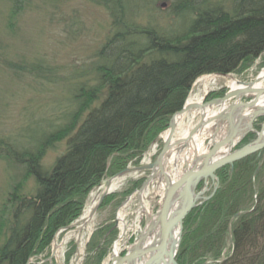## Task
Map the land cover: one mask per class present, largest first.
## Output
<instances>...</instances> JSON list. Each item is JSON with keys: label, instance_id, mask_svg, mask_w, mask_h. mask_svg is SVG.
Here are the masks:
<instances>
[{"label": "trees", "instance_id": "1", "mask_svg": "<svg viewBox=\"0 0 264 264\" xmlns=\"http://www.w3.org/2000/svg\"><path fill=\"white\" fill-rule=\"evenodd\" d=\"M9 1L12 25L26 0ZM90 1L107 11L110 26L87 69L66 78L32 68L34 78L67 90L66 104L0 138V160L35 184L34 194L24 196L18 183L7 196L0 264H26L43 253L55 232L80 216L104 177L136 163L167 129L198 78L233 74L264 54V0H173L165 9L157 6L165 0ZM59 146L60 155L45 165L46 154ZM216 176L215 193L183 222L197 223L192 256L211 252L209 264H264V158L252 155ZM259 179L256 205L246 210L252 181ZM228 224L232 246L223 256ZM106 234L94 264L103 260L113 231Z\"/></svg>", "mask_w": 264, "mask_h": 264}, {"label": "rangeland", "instance_id": "2", "mask_svg": "<svg viewBox=\"0 0 264 264\" xmlns=\"http://www.w3.org/2000/svg\"><path fill=\"white\" fill-rule=\"evenodd\" d=\"M168 1L173 0L161 1L157 6L160 8L167 6ZM10 4L9 0H0V138H7L28 127L30 120L48 117L58 103L66 104V99L69 97L67 90L47 85L44 81L34 78L32 68L35 69L39 66L52 68L59 77H76L77 73L80 74V70L87 69L92 55L96 49L103 45L109 34L110 26L107 11L90 0H26V7L12 25L8 20ZM263 68L264 56L260 60L256 59L250 64L243 65L227 78L213 79L214 82L211 79L198 81L192 87L187 100L204 97L210 99L213 95L222 93V90H218L220 86L228 87L230 81H252ZM41 82L45 83L44 86L41 85ZM205 85H208V88ZM205 88L206 90H204ZM205 98L204 100H206ZM204 100L203 102H205ZM181 118L184 128V125H188L193 119L189 114L181 116ZM168 127L159 134L158 138H161L159 144H155V141L149 144L141 156V161L135 163L132 160L127 163L125 170L137 167L149 168L159 154L162 138L169 129ZM201 141H203L202 138ZM205 146L203 145L204 148ZM62 149L63 147L59 146L57 150L49 151L43 163L51 165L60 155ZM177 168L184 171L185 166L180 164ZM173 169V165L168 168L169 171H173ZM150 172L146 169L136 174H127L126 180H129V183H124L125 181L120 183L122 179H119L117 174H107L101 184L89 193L79 218L68 225L70 228L60 231L58 229L54 234L55 237L53 235L54 238L52 237L53 239L50 241L51 247L45 249L43 253L32 255L26 264H62L63 260L64 264H72L74 258L76 260L79 257L81 259L79 264H94L97 257L96 252L99 246L106 241L107 230L111 229L113 235L108 238L109 242L105 244L106 246H103L105 255L100 263L105 264L111 257L112 245L119 234L115 223L117 213L124 214V223L127 226L134 222L135 217H141L136 232L132 234L129 232L125 235L119 246H122L127 237L133 235L129 242L131 244L132 240L140 234V230L144 228L146 213L138 211V200L135 198L123 209L120 204L139 188L138 185L150 175ZM113 177L115 179L112 185L116 188L102 202L100 201L101 204L95 210V214L82 222L87 208L93 204L94 199L98 202L107 182ZM30 179H21L20 169L16 170L12 165L0 160V223H4L3 221L7 219L4 214L7 211L6 199L11 192V187L19 182L23 187V195L29 196L35 188L34 182ZM260 182V179L252 181L253 194L247 202L248 205L244 207L246 210L248 208L252 210L256 205L257 199L254 193ZM100 186L101 188H99ZM202 187L203 184L199 185L197 191H200ZM205 190L202 195L204 198L212 192L209 182ZM146 191L147 197L144 198V202L147 213L151 216L158 209L157 198L154 196L155 181L149 185ZM204 203L197 208H201ZM196 225L195 219L191 218L183 226L177 255L178 264H209L214 261L211 252L202 254L196 251L192 256ZM230 233L231 228L228 224L220 252L224 254L223 256L231 252ZM180 251L183 252L181 256H179ZM61 252L63 253L62 260L57 258L62 254ZM52 254L55 258L46 262L47 258L50 256L52 258Z\"/></svg>", "mask_w": 264, "mask_h": 264}, {"label": "water", "instance_id": "3", "mask_svg": "<svg viewBox=\"0 0 264 264\" xmlns=\"http://www.w3.org/2000/svg\"><path fill=\"white\" fill-rule=\"evenodd\" d=\"M256 79L260 81L259 76ZM244 86L243 90L235 92L231 90L219 100L210 101L203 105L188 106L177 113V115H186L192 110L199 111L208 106L220 107L221 104H227L232 101L227 104V107L217 111L204 126L200 121V117L196 128L189 135L190 139L195 133L202 130L206 131L209 136L208 151L192 162L193 164L190 167H186L183 176L176 181L172 180L171 177H166V175L158 178V181L162 183L161 185L158 183V185L160 189L162 188L163 194L159 197L160 206L155 216L159 235L154 245L144 252L137 254L128 253L122 258L113 259L109 264H134L136 259L144 260V264H162L164 259H166L168 264H178L177 252L182 234V222L199 205L198 201L206 200L201 196L205 191L207 181L214 185L215 190L217 183L215 174L218 171L232 168L243 159L254 154L262 153L264 156V87L256 88L249 83ZM247 97H251L250 100L242 103L241 101ZM175 116L172 117L169 125V138H172L174 132L172 121ZM261 119L263 122L260 125V129L256 130L254 124ZM210 132L211 134L209 135ZM249 134H251L249 141L242 147L233 150ZM227 148L229 151L224 153ZM166 149L167 145L164 142L156 161L149 168L125 170L117 176L130 173L131 171L151 170L150 176L140 188L141 192L151 182L154 175L153 167L165 154ZM201 182H203L204 189L197 191V187ZM181 198L186 199V203L183 207L179 206L178 209H175L176 201Z\"/></svg>", "mask_w": 264, "mask_h": 264}, {"label": "bare ground", "instance_id": "4", "mask_svg": "<svg viewBox=\"0 0 264 264\" xmlns=\"http://www.w3.org/2000/svg\"><path fill=\"white\" fill-rule=\"evenodd\" d=\"M259 77H260V81L257 79L256 80L254 79L253 81H250L249 84H253V86H255L256 88L260 87L262 80L264 78V71H262ZM244 85L245 84L243 83L230 81L228 84V87L231 88L232 92H235V91L243 90L245 88ZM198 102H200V100H198ZM198 102L192 103V105H196V104L198 105L199 104ZM188 104H191V102H189ZM224 107H227V104L225 103L221 104L220 107L208 106L204 109H200L199 118L201 117L200 121L203 124V126L206 122L211 120L212 116L217 111H219L220 109ZM197 117H198V113L196 116V122L193 121L189 123L188 125H184L185 126L184 128L182 124L181 116H176L172 121V127H174L172 138L168 137V131L164 133V139L167 145V149H166L165 154H163V156L159 160V162L153 167L154 175H153V178L151 179V182L155 181V183H157L156 184L157 188H156V192L154 193V195L161 197L163 194L162 188L160 189L158 185V183L160 185L162 184L161 182L158 181L159 177H161L162 175H166V177L167 176L171 177L172 180L174 179L176 181L179 177L183 176L185 172L183 170H178L177 167L180 166V164L188 168L193 164L192 162L196 161L198 158H200V156H202L203 153L206 152L207 148L203 147L202 141H201V138H204V136H206V131L205 133L203 130L199 131L198 133H195L192 138L189 139L190 133L196 128V125L199 123L198 122L199 120ZM177 129H178V132H176ZM228 151L229 150L227 148L225 149L224 153ZM135 161L139 163V161H141V156L136 158ZM170 165H173V168H174L173 171L168 170ZM30 180L34 182L32 178ZM14 185H16V183ZM112 188L113 187H111V189ZM34 192H35V188L33 189L32 194H34ZM21 193L23 194V191ZM185 203H186V199L184 200V198H181L180 200L176 201L175 209H178L179 206L183 207ZM89 211H90V207L87 208L85 212V217L83 218L82 222H85L86 220L89 219ZM119 220H122V218L119 217ZM158 235H159V229H158V226L156 225V218L155 217L148 218V225L145 231L143 232L142 238L130 249L129 254H137L140 252H144L147 249H150L154 245V242H156ZM113 255L117 257L116 256V246H115ZM134 262H135L134 264H144V260L142 259H136ZM129 264H132V263H129ZM162 264H168L166 259L163 260Z\"/></svg>", "mask_w": 264, "mask_h": 264}]
</instances>
